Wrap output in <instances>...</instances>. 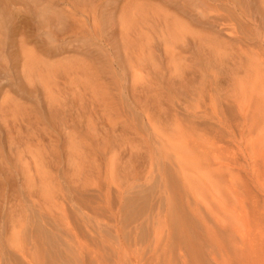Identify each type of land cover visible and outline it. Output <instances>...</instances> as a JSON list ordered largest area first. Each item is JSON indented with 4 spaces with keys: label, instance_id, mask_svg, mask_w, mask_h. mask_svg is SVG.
I'll return each instance as SVG.
<instances>
[{
    "label": "rangeland",
    "instance_id": "obj_1",
    "mask_svg": "<svg viewBox=\"0 0 264 264\" xmlns=\"http://www.w3.org/2000/svg\"><path fill=\"white\" fill-rule=\"evenodd\" d=\"M0 0V264H264V0Z\"/></svg>",
    "mask_w": 264,
    "mask_h": 264
},
{
    "label": "clouds",
    "instance_id": "obj_2",
    "mask_svg": "<svg viewBox=\"0 0 264 264\" xmlns=\"http://www.w3.org/2000/svg\"><path fill=\"white\" fill-rule=\"evenodd\" d=\"M35 12L38 23V38L42 39L49 47L58 46L56 34L62 28V18L58 10L44 0H40Z\"/></svg>",
    "mask_w": 264,
    "mask_h": 264
}]
</instances>
